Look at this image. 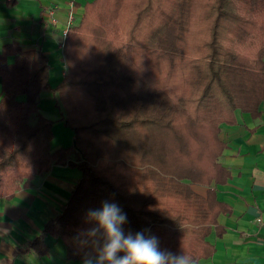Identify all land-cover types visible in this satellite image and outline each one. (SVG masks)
Listing matches in <instances>:
<instances>
[{
    "label": "trees",
    "instance_id": "obj_1",
    "mask_svg": "<svg viewBox=\"0 0 264 264\" xmlns=\"http://www.w3.org/2000/svg\"><path fill=\"white\" fill-rule=\"evenodd\" d=\"M66 33L54 91L71 147L52 150L53 122L38 106L44 54L12 44L0 54V197L51 165L76 167L79 182L31 246L47 253L50 235L83 261L82 233L95 226L86 214L107 200L126 214L125 232L205 258L218 203L191 186L226 176L219 124L264 104V0H93Z\"/></svg>",
    "mask_w": 264,
    "mask_h": 264
},
{
    "label": "crops",
    "instance_id": "obj_2",
    "mask_svg": "<svg viewBox=\"0 0 264 264\" xmlns=\"http://www.w3.org/2000/svg\"><path fill=\"white\" fill-rule=\"evenodd\" d=\"M91 1L0 0V54L3 47L12 44L23 52L41 51L48 62L49 87L41 90L38 106L53 122L52 150L71 147L74 139L63 124V107L54 91L66 73L62 32L67 28L69 13L76 25ZM13 59L10 54L6 62L12 64ZM1 90L0 78V97ZM258 113L254 117L235 111L234 123L219 124L218 138L225 145L217 162L226 176L209 185L191 186L202 197L212 191L218 203L216 224L206 236L211 253L196 264H264V180L258 182L253 175V170L264 174V104ZM80 177L76 167L51 165L12 196L0 197V264H83L67 259L62 239L46 235L43 245L47 253L40 250V243L30 245L48 220L60 214Z\"/></svg>",
    "mask_w": 264,
    "mask_h": 264
},
{
    "label": "clouds",
    "instance_id": "obj_3",
    "mask_svg": "<svg viewBox=\"0 0 264 264\" xmlns=\"http://www.w3.org/2000/svg\"><path fill=\"white\" fill-rule=\"evenodd\" d=\"M258 182L264 174L253 170ZM87 221L94 227L82 233L83 246L91 248L85 254L83 264H196L193 256L162 250L155 236L140 231L125 232L127 216L114 202L104 201L98 209L87 212Z\"/></svg>",
    "mask_w": 264,
    "mask_h": 264
},
{
    "label": "built area",
    "instance_id": "obj_4",
    "mask_svg": "<svg viewBox=\"0 0 264 264\" xmlns=\"http://www.w3.org/2000/svg\"><path fill=\"white\" fill-rule=\"evenodd\" d=\"M8 1H10V0H8ZM52 14H53V10H50L49 11V15L50 16H52ZM68 23H67V28H66V30H64L62 33H63V36H64V38L66 37V35H67V30H68V28L70 27V26H72V24H73V21H74V18H73V15H72V13L70 12L69 13V16H68Z\"/></svg>",
    "mask_w": 264,
    "mask_h": 264
},
{
    "label": "rangeland",
    "instance_id": "obj_5",
    "mask_svg": "<svg viewBox=\"0 0 264 264\" xmlns=\"http://www.w3.org/2000/svg\"><path fill=\"white\" fill-rule=\"evenodd\" d=\"M61 105V104H60ZM62 107H64L63 105H62ZM63 109V108H62ZM195 162V161H194Z\"/></svg>",
    "mask_w": 264,
    "mask_h": 264
},
{
    "label": "water",
    "instance_id": "obj_6",
    "mask_svg": "<svg viewBox=\"0 0 264 264\" xmlns=\"http://www.w3.org/2000/svg\"><path fill=\"white\" fill-rule=\"evenodd\" d=\"M73 145H74V141H73Z\"/></svg>",
    "mask_w": 264,
    "mask_h": 264
}]
</instances>
